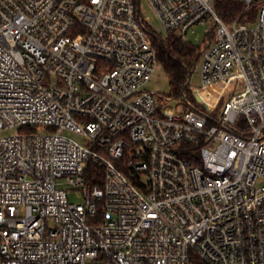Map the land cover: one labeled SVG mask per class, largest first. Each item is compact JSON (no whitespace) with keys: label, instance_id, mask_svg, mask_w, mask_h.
Returning a JSON list of instances; mask_svg holds the SVG:
<instances>
[{"label":"built area","instance_id":"built-area-1","mask_svg":"<svg viewBox=\"0 0 264 264\" xmlns=\"http://www.w3.org/2000/svg\"><path fill=\"white\" fill-rule=\"evenodd\" d=\"M239 1L0 0V264H264V0ZM206 22L197 103L160 107L154 40Z\"/></svg>","mask_w":264,"mask_h":264},{"label":"trees","instance_id":"trees-1","mask_svg":"<svg viewBox=\"0 0 264 264\" xmlns=\"http://www.w3.org/2000/svg\"><path fill=\"white\" fill-rule=\"evenodd\" d=\"M215 8L229 23L244 11V4L239 0H216ZM154 45L158 52L159 62L168 75L174 97L183 102V107L188 109L196 104V98L190 95L189 75L190 73L193 75L207 44L199 47L188 40L178 39L172 34L165 40L155 39ZM240 127L245 131L249 129L244 120ZM235 132L240 134V131L235 130Z\"/></svg>","mask_w":264,"mask_h":264},{"label":"rangeland","instance_id":"rangeland-1","mask_svg":"<svg viewBox=\"0 0 264 264\" xmlns=\"http://www.w3.org/2000/svg\"><path fill=\"white\" fill-rule=\"evenodd\" d=\"M143 8L146 9L148 13H151L152 15L151 10L148 8L147 4L144 1H143ZM152 23L157 24L154 17L152 18ZM250 24L253 25L254 22ZM213 28L214 26L211 22L196 24L188 32L186 39L192 42L196 46L204 47L205 44H207L210 40L209 33L211 32ZM198 85H199V77L196 75V72H194L190 79L189 88L191 90L190 95L194 96L195 98L196 96L193 93L194 91L193 89ZM148 88L158 93L156 97H157L158 102L160 103V107L178 109L184 106L183 102H181L179 99L174 97L168 75L166 73V70L161 64L160 66L157 67V70L153 76V79L148 84ZM169 98H172V100H168ZM196 103H197V99H196ZM219 111H220V108L217 109L213 114L218 115ZM43 130L44 129L40 128L39 132H43ZM17 132H18L17 128L9 129V130L0 132V136L16 134ZM76 138L78 137L76 136ZM69 198L72 202H75V203H78L81 201V198L77 196L74 190L70 191Z\"/></svg>","mask_w":264,"mask_h":264},{"label":"water","instance_id":"water-1","mask_svg":"<svg viewBox=\"0 0 264 264\" xmlns=\"http://www.w3.org/2000/svg\"><path fill=\"white\" fill-rule=\"evenodd\" d=\"M191 76H192V73H190V75H189V80H190Z\"/></svg>","mask_w":264,"mask_h":264}]
</instances>
